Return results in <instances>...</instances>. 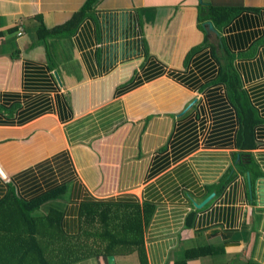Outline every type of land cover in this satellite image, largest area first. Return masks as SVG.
<instances>
[{"label": "crops", "instance_id": "0c3cea01", "mask_svg": "<svg viewBox=\"0 0 264 264\" xmlns=\"http://www.w3.org/2000/svg\"><path fill=\"white\" fill-rule=\"evenodd\" d=\"M87 1L0 0V201L9 182L25 200L66 184L55 206L71 237L87 201L137 205L149 264L209 244L229 250L189 264H264V125L252 201L236 160L238 113L217 82L233 27L217 29L221 39L204 28L212 7L255 23L235 31L255 36L246 48H228L264 118V0H96L73 24ZM214 132L224 139L211 144Z\"/></svg>", "mask_w": 264, "mask_h": 264}, {"label": "trees", "instance_id": "16d2710c", "mask_svg": "<svg viewBox=\"0 0 264 264\" xmlns=\"http://www.w3.org/2000/svg\"><path fill=\"white\" fill-rule=\"evenodd\" d=\"M95 3L96 0H88L79 15L73 18V24L85 17ZM237 14L238 10L233 8L212 7L207 19L214 22L210 21L216 26V30L222 31L232 24L233 29H229L228 40V45L232 49L246 48L247 44L255 39L252 33L243 34V36L235 35V31L241 28L249 30L246 26L255 25L251 18L245 19L244 16L235 23ZM225 43L223 40L221 49L224 58L221 60L217 82L225 86L230 101L237 110L240 129L236 142L241 152L237 154L236 160H238L240 172L247 179L248 173H251L254 199H256V161L252 151L259 146L260 127L264 125V118L254 106L235 65L238 54L229 50ZM257 47L253 54L258 51ZM249 55L250 53H242L244 57ZM219 131L223 134L221 136L231 133V131L226 133V126L223 124ZM221 136L214 132L211 144L218 143L217 140H223ZM225 139L232 142L228 139L234 138L226 136ZM239 156H241L240 160ZM0 175L5 174L0 171ZM232 176L233 171L218 186L224 189ZM9 184L11 187L9 194L0 201V264H73L95 257L98 264H107L109 255H115L118 262V257L132 254L134 256L136 253L138 258L140 257L141 264H149L143 240L144 221L139 215L140 212H137V205L87 201L83 203L77 219L78 234L71 237L63 229V212L56 207L51 206L42 217L34 215L37 211H41L44 205L63 199L68 192V185H60L35 199L25 200L18 188L11 182ZM194 222L195 216L189 225L193 226ZM228 250L229 248L225 245L216 246L215 244L193 248L186 251L185 256L177 260L176 264H189L193 259L220 255ZM245 259L250 264H256L248 255Z\"/></svg>", "mask_w": 264, "mask_h": 264}, {"label": "water", "instance_id": "95a60500", "mask_svg": "<svg viewBox=\"0 0 264 264\" xmlns=\"http://www.w3.org/2000/svg\"><path fill=\"white\" fill-rule=\"evenodd\" d=\"M205 28L208 30L209 35L211 36H216L219 37L221 39V34L216 30L215 26L213 23H207L205 25ZM198 100H194L186 109L183 113L180 114V116H184L185 114H187L196 104H197ZM241 159V156H239V160ZM248 184H249V191H250V195H251V200L253 201L254 199V186H253V180H252V176L251 173H248ZM216 197V193L211 194L204 202L198 204L196 203V207H198L199 209L204 208L206 205H208L214 198ZM211 232V235L216 236L219 233L222 234L223 237H226L228 235H231V233H226L221 229H214L209 231ZM208 237H210V234L208 233ZM240 245V244H238ZM228 246H233V244H230ZM107 264H118L117 263V259L115 255H109L107 257Z\"/></svg>", "mask_w": 264, "mask_h": 264}, {"label": "rangeland", "instance_id": "374dc122", "mask_svg": "<svg viewBox=\"0 0 264 264\" xmlns=\"http://www.w3.org/2000/svg\"><path fill=\"white\" fill-rule=\"evenodd\" d=\"M56 204H61V203H56ZM48 205H51V206H54V207H56L55 206V202L54 203H50V204H48ZM49 208H45V210H48ZM138 257H136L135 259H134V257L133 256H129V257H126V260L124 261L125 262V264H135L137 261H136V259H137ZM89 261H91V262H94L95 264H98V260H97V258L95 257V258H90V260ZM87 261H83L82 262V264L83 263H86ZM91 262L89 263V264H91ZM119 262L122 264V261L119 259L118 260V264H119Z\"/></svg>", "mask_w": 264, "mask_h": 264}]
</instances>
